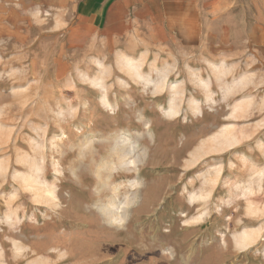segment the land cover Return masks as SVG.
<instances>
[{
  "label": "rangeland",
  "instance_id": "1",
  "mask_svg": "<svg viewBox=\"0 0 264 264\" xmlns=\"http://www.w3.org/2000/svg\"><path fill=\"white\" fill-rule=\"evenodd\" d=\"M71 3L0 0V264H264V44L131 62Z\"/></svg>",
  "mask_w": 264,
  "mask_h": 264
},
{
  "label": "crops",
  "instance_id": "2",
  "mask_svg": "<svg viewBox=\"0 0 264 264\" xmlns=\"http://www.w3.org/2000/svg\"><path fill=\"white\" fill-rule=\"evenodd\" d=\"M71 6L76 30L89 22L96 44L101 38L136 63L159 53L189 60L214 44L225 53L240 38L248 49L264 44V0H72Z\"/></svg>",
  "mask_w": 264,
  "mask_h": 264
},
{
  "label": "bare ground",
  "instance_id": "3",
  "mask_svg": "<svg viewBox=\"0 0 264 264\" xmlns=\"http://www.w3.org/2000/svg\"><path fill=\"white\" fill-rule=\"evenodd\" d=\"M133 67H134V69H136L137 68V66H135V65H132ZM101 77V76H100ZM105 98H106V96L104 95L103 96V101L105 100ZM108 106V105H107ZM171 113L172 114H174L175 113V110L173 109V110H171ZM117 148H116V153H120V155H123V156H130V155H133V152H134V150H135V148H136V141H134V140H132L131 139V137H129L128 135H126V134H124V133H122L121 135H119L118 136V138H117ZM122 153V154H121ZM134 158L133 159H131V160H129L130 162H134V161H138V160H140V155L139 154H137L136 156H133ZM123 172V171H122ZM126 172V171H125ZM133 186V185H132ZM117 188V187H116ZM155 188H157V187H155ZM129 189V188H128ZM158 189V188H157ZM157 189H155L154 191H153V193L156 191L157 192ZM138 191V190H137ZM46 192H47V195H49L51 198L52 197H54L53 195L55 194L54 193V189H52V188H48L47 190H46ZM136 195L137 194H134V196L131 198V200H130V202L131 203H133V202H135L136 200ZM127 201V200H126ZM129 202V203H130ZM55 205V204H54ZM108 206H111V205H108ZM113 207V209H114V206H112ZM112 207L110 208V207H103L102 209H104L105 210V212L108 214V216H110V217H113L114 218V220L117 218H115L114 216H112V214H113V209H112ZM124 207V206H123ZM121 210V209H120ZM123 211V210H122ZM127 211L128 210H126V209H124V212H123V214H122V212H121V214L123 215V219L126 217V214H127ZM115 213L116 214H120L118 211H115ZM252 234V233H251ZM254 234V233H253ZM252 235H250V234H248V233H244V236L242 237V241H241V243L242 244H248L249 242H251V240H252Z\"/></svg>",
  "mask_w": 264,
  "mask_h": 264
}]
</instances>
